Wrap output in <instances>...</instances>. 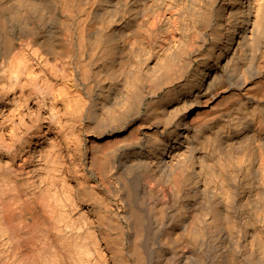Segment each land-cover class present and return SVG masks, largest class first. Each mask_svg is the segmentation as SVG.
Listing matches in <instances>:
<instances>
[{"label": "bare ground", "instance_id": "6f19581e", "mask_svg": "<svg viewBox=\"0 0 264 264\" xmlns=\"http://www.w3.org/2000/svg\"><path fill=\"white\" fill-rule=\"evenodd\" d=\"M0 264H264V0H0Z\"/></svg>", "mask_w": 264, "mask_h": 264}]
</instances>
